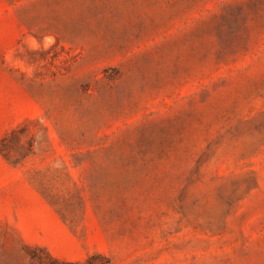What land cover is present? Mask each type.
<instances>
[{
  "label": "rangeland",
  "instance_id": "obj_1",
  "mask_svg": "<svg viewBox=\"0 0 264 264\" xmlns=\"http://www.w3.org/2000/svg\"><path fill=\"white\" fill-rule=\"evenodd\" d=\"M0 264H264V0H0Z\"/></svg>",
  "mask_w": 264,
  "mask_h": 264
}]
</instances>
